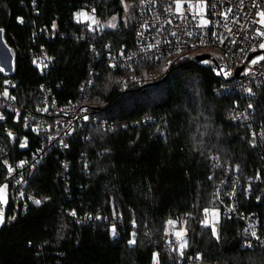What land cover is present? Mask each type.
Returning <instances> with one entry per match:
<instances>
[{"label":"trees","instance_id":"16d2710c","mask_svg":"<svg viewBox=\"0 0 264 264\" xmlns=\"http://www.w3.org/2000/svg\"><path fill=\"white\" fill-rule=\"evenodd\" d=\"M81 10L101 23L116 17L117 25L95 40L61 39L87 27L73 19ZM136 18V0H0V29L14 56V74L0 71V94L14 82L12 100L32 111L46 84L59 104L79 101L98 110L75 130L65 151L48 153L32 171L29 187L48 199L22 212L7 197L0 264H153L154 252L160 264H264V246L243 249L242 222L224 218L214 203L218 184H231L237 175V208L244 215L256 213L264 234V185L254 183L262 171L261 154L232 113L240 97H216L211 68L190 59L168 70L149 64L133 72L108 67L111 52L133 50ZM40 48L54 57L45 77L33 65ZM91 71L93 82L81 97L79 87ZM139 75L154 81L130 85ZM252 108L264 127V84L254 88ZM6 129L17 135L9 137ZM25 138L27 147L21 148ZM38 147L39 139L21 125L0 124V157L18 164ZM63 158L70 163L67 190L60 178ZM3 172L0 166V182ZM229 189L222 187V195ZM215 209L219 240L210 224ZM73 210L75 216L69 214ZM206 218L207 227L201 223ZM169 219L178 221L176 229L186 228L183 257L175 236H165ZM133 232L135 243L129 245Z\"/></svg>","mask_w":264,"mask_h":264},{"label":"built area","instance_id":"2783aa9c","mask_svg":"<svg viewBox=\"0 0 264 264\" xmlns=\"http://www.w3.org/2000/svg\"><path fill=\"white\" fill-rule=\"evenodd\" d=\"M29 1L33 4L35 0ZM189 4L194 7L190 8ZM198 5H203L202 14L209 21L207 27H198L201 18V8ZM258 12H264V0H182V14H177L174 0H136L137 18L133 28V50L111 52L107 55V65L112 70L125 72H133L143 64L161 65L168 70L182 59L192 60L194 56H204L207 61L204 65L211 68L212 74L218 81L212 89L213 94L216 97L229 95L240 97L241 101L234 103L232 113L235 114V120L249 130L251 146L260 150L262 171L254 179V183L264 185V152L262 150L264 127L258 122L253 108L248 107L253 101L254 88L264 84V61L252 65L247 62L253 53L264 56V49L259 47L264 40L257 36V30L264 31V27L258 23L260 19ZM104 29L99 24L87 25L79 33L70 32L68 35L61 34L60 37L61 39L72 37L95 40ZM213 33L216 35L213 36ZM221 40L223 43L220 42ZM100 57L98 55L95 61ZM53 60L54 57L44 48L36 52L33 65L39 76L45 77L49 73ZM241 67L247 72L239 77L237 71ZM0 68L4 69V73L1 72L5 76L14 74L13 52L6 45L2 32H0ZM221 68L229 71L230 75L228 77L223 74L216 75ZM93 78L94 73L91 71L79 87L81 97L85 94L86 88L91 85L88 82H93ZM153 81L154 78L151 76L139 75L130 79V85L143 86ZM14 87V82H7L8 94ZM246 89H251V93ZM38 91L41 93L39 106L32 111H25L18 106L10 94L8 97L0 94V116L4 117L0 119V124L9 120L12 124L21 125L23 130H29L39 139V147L29 160H24L23 167H19V163L13 164L8 155L0 157V166L4 171L0 186L7 185L6 197L12 196L19 206L18 211L22 212L29 204L35 205L28 199L29 195L44 201V198L37 197L34 189L28 185L32 171L48 153L65 151L75 130L89 124L97 113L96 109L85 106L79 101L59 104L46 84L41 85ZM126 91L127 86H124L123 93ZM45 108L47 111H43ZM5 133L8 136L11 133L9 137L17 135L15 129H6ZM64 144L67 147H64ZM69 165V161L63 158L60 178L66 186H64L65 190L68 188L66 181L70 172ZM9 167L13 169L11 176L8 174ZM236 177L237 175L232 177L234 182L231 184H227L226 181L218 184L214 203L221 210L224 218H235L242 222L247 236L243 249L262 247L264 234L259 231L257 214L244 215L237 208V192L241 184ZM227 186L230 189L225 197L222 195V187ZM6 207L7 203L0 205V212L3 215H5ZM253 231L258 238L251 235ZM249 244L251 247L247 246Z\"/></svg>","mask_w":264,"mask_h":264},{"label":"snow or ice","instance_id":"6c2138e0","mask_svg":"<svg viewBox=\"0 0 264 264\" xmlns=\"http://www.w3.org/2000/svg\"><path fill=\"white\" fill-rule=\"evenodd\" d=\"M121 2L124 3V0H121ZM174 2H175L177 14H182V0H174ZM198 6L201 8V13H200L201 18H200V23H199L198 27H202V28L203 27H207L208 24H209V21L207 19H205L203 14H202L203 5H198ZM189 7L190 8L194 7V5L189 4ZM213 7H214V5H213ZM127 10H128V6L125 7V11H127ZM76 15L79 16V17H84V18L88 19L87 14L85 12H83V11H80V12L76 13ZM257 15L260 18L258 23L262 27H264V12H258ZM18 19H20V18H18ZM113 20H115V17H113ZM93 22H95V21H93ZM53 27H55V24H53ZM108 27L115 28L116 25H115V23H111V24L108 25ZM90 30H91V27H90ZM2 31H3V29H0V32H2ZM173 35H175V33H173ZM189 35H191V33H189ZM215 35L216 34L213 33V36H215ZM257 36L260 37L262 40H264V31L257 30ZM220 42L223 43L222 40ZM259 47L261 49H264V42H261L259 44ZM253 50H255V49H253ZM258 61H264V56L257 57V59L252 60V64H256ZM169 63H171V61H169ZM204 63H207V61H204ZM0 71H4V69L0 68ZM221 74H223L225 77H228L230 75V72L225 70V69H223V68H221L219 72H216V75H221ZM88 83L91 84L92 82L89 81ZM246 91L251 93V89H246ZM3 95L5 97H8L9 94H8L7 90H5L3 92ZM248 107L252 108V104H249ZM43 111H47V109L45 108V109H43ZM3 118H4L3 116H0V119H3ZM33 131H36V129H33ZM11 135L12 134L9 133V136H11ZM49 139H51V137H49ZM61 143H63V142H61ZM20 147L21 148L27 147V139L26 138L21 141ZM64 147H67V145L64 144ZM24 164H25V162L21 161L18 166L19 167H23ZM85 167H87V165H85ZM12 171H13V169L11 167H9L8 168L9 176L12 175ZM17 182L19 183L20 181H17ZM6 188H7V185L0 186V205H4V204L7 203ZM28 199L31 200L37 206L41 205V203L43 202L41 199H36V198H34L33 196H30V195L28 196ZM44 199H48V198L45 197ZM229 211H232V209H229ZM208 212H209V209L205 208L204 209L205 216H207ZM69 214L72 215V216H75L76 212H75V210H73ZM10 219L11 220H15L16 217L13 216ZM97 219H99V217H97ZM4 223H5V217H4L3 213L0 212V225H3ZM135 223L136 222L133 221V227H135ZM177 223H178L177 220H172V219L167 220L165 222L164 233H165V236H167L169 234H173L175 236L176 241L178 243V248L176 249V251L180 254L181 257H183V250L188 246V242H187V240L185 238L186 237V228L180 227L179 229H176L175 225ZM201 223L205 227L209 226V220L207 218L204 219L203 221H201ZM218 223H219V210L215 209V210L212 211V235H213V237L217 238V240H219V233H218V229H217V227L215 225L218 224ZM115 232H116V229H115V226H114L112 228L113 235H115ZM131 235H132L133 238L129 239V241H128L129 245H133L135 243V235H136L135 232H133ZM251 235L254 238H258L255 231H253L251 233ZM262 243H264V242H262ZM247 246L251 247V244H249ZM196 259L199 260V259H201V257L197 256ZM152 260H153V264H160L159 258H158V254L155 253V252L153 253Z\"/></svg>","mask_w":264,"mask_h":264},{"label":"rangeland","instance_id":"374dc122","mask_svg":"<svg viewBox=\"0 0 264 264\" xmlns=\"http://www.w3.org/2000/svg\"><path fill=\"white\" fill-rule=\"evenodd\" d=\"M81 11H83V10H81ZM78 12H80V11H78ZM78 12H76V13H78ZM83 12H85V11H83ZM76 13L74 14V18H73L75 22H80V23H82V24H86V25H89V26L94 25V24H99L100 26H102V27H104V28H106V29H114V28L108 27V25L111 24V23H115V25H117V18H116V17H115V20H113V18H112V19H111L109 22H107V23H101L100 21H98V20L94 17L93 14H89V13L85 12V13L87 14V16H88V19H86V18H84V17H79V16H77ZM93 21H95V22H93ZM166 70H167V69H166ZM2 72H3V71H2ZM3 73H4V72H3ZM39 102H40V100H39ZM96 111L98 112L97 109H96ZM210 216H211L210 224L212 225V212L210 213Z\"/></svg>","mask_w":264,"mask_h":264},{"label":"water","instance_id":"95a60500","mask_svg":"<svg viewBox=\"0 0 264 264\" xmlns=\"http://www.w3.org/2000/svg\"><path fill=\"white\" fill-rule=\"evenodd\" d=\"M261 56L262 55L257 56L256 54L253 53L247 60L248 64L252 65V60H255V59H257V57H261ZM191 61L195 64H198V65H204L205 57L204 56H194ZM246 72H247V70L243 69L241 67L237 71V76L242 77L246 74Z\"/></svg>","mask_w":264,"mask_h":264}]
</instances>
